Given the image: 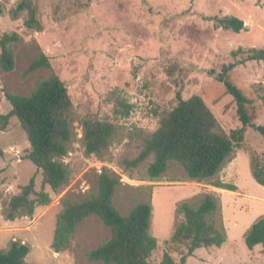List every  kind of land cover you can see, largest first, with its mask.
I'll list each match as a JSON object with an SVG mask.
<instances>
[{"label":"rangeland","instance_id":"obj_1","mask_svg":"<svg viewBox=\"0 0 264 264\" xmlns=\"http://www.w3.org/2000/svg\"><path fill=\"white\" fill-rule=\"evenodd\" d=\"M20 0H0V36L16 33L12 46L15 67L0 69V114L10 105L6 94L28 96L38 82L58 76L67 88L72 107L68 112L71 139L67 155L59 158L69 173L68 183L53 192L42 185L41 173L27 159L29 144L18 120L11 117L0 130V251L12 242L25 244L26 264H102L88 255L110 239V230L95 216L77 227L70 247L56 253L51 247L55 224L66 201L78 202L97 192L102 171L119 178L113 206L122 215L139 203L151 206L149 236L157 242L149 262L159 264L168 253L176 264L184 246L168 241L183 220L181 203L197 205L206 194L217 200L210 218L222 229L219 247L196 250L185 264H264L260 246L249 251L244 243L249 228L264 217V187L252 176L251 161L263 159L264 139L247 129L243 143L228 156L220 171L200 183L188 178L182 166L170 162L159 178L150 180L149 157L135 169L126 167L140 154L144 141L158 128L162 115L183 99L199 96L228 134L240 126L232 98L209 72L241 59L238 48H264V0H31L42 31L24 27L25 13L12 14ZM235 17L243 22L238 34L216 26L217 19ZM44 54L50 69L27 72ZM229 80L252 101L255 124L264 125V63L237 66ZM130 106L124 114L120 105ZM85 118L108 121L114 133L99 154L85 152L82 122ZM35 191L44 190L50 202L32 215L15 213L9 202L30 179ZM234 185L235 193L213 187Z\"/></svg>","mask_w":264,"mask_h":264},{"label":"trees","instance_id":"obj_2","mask_svg":"<svg viewBox=\"0 0 264 264\" xmlns=\"http://www.w3.org/2000/svg\"><path fill=\"white\" fill-rule=\"evenodd\" d=\"M26 14L24 27L30 31L41 32L42 25L37 17V10L31 0H20L12 11L14 16ZM216 26L238 34L244 28L243 22L235 17L217 19ZM19 41L16 33L0 36V69L5 73L14 70L15 59L12 46ZM235 62L221 68L220 73L209 72L218 83L223 85L236 108V117L240 126L228 134L199 96L183 99L176 94V106L162 115L157 130L147 138L137 158L126 161V167L135 169L149 157L153 160L147 168L150 180L159 178L170 162L179 164L188 178L200 183L214 177L223 166L228 156L239 148L244 141L247 129L256 131L264 139V125L255 124L252 101L233 84L229 77L239 65L248 62L264 63V48H238L231 53ZM50 69L47 56L39 55L34 59L27 72ZM257 91L264 102V86L258 85ZM10 111L0 114V130L4 131L11 117L18 120L29 144L27 159L41 173L42 185L55 192L68 183L69 173L66 166L58 159L67 155V144L71 139L68 112L72 107L67 88L57 75L38 82L28 96L6 94ZM124 108L123 116L129 113L130 106ZM85 152L99 154L108 146L114 133V126L108 121L85 118L82 122ZM0 150V155H1ZM252 176L257 184L264 187V157L251 161ZM119 178L102 171L98 176L96 194L78 202L66 201L59 214L51 247L59 253L70 247L73 234L78 225L86 218L95 216L110 230V239L93 250L90 261L102 264H151L152 253L157 242L149 236L152 209L149 204L139 203L126 216H122L113 206V196L119 186ZM213 187L236 192L234 185L215 184ZM44 190L35 191L34 179L23 186L20 193L9 202V218L20 211L32 215L37 206L50 202ZM217 200L212 194H206L195 206L181 203L177 213L183 220L175 227L168 241L171 246H184L185 254L179 264H185L196 250L219 248L225 241L223 230L218 229L210 219L217 211ZM249 251L260 246L264 252V217L259 218L243 237ZM29 247L12 242L7 251H0V264H26L25 258ZM159 264H176L173 258L164 253Z\"/></svg>","mask_w":264,"mask_h":264},{"label":"crops","instance_id":"obj_3","mask_svg":"<svg viewBox=\"0 0 264 264\" xmlns=\"http://www.w3.org/2000/svg\"><path fill=\"white\" fill-rule=\"evenodd\" d=\"M221 190V189H220ZM224 191H226V190H224ZM237 191V190H236ZM229 192V191H228ZM232 193H235V192H232Z\"/></svg>","mask_w":264,"mask_h":264}]
</instances>
